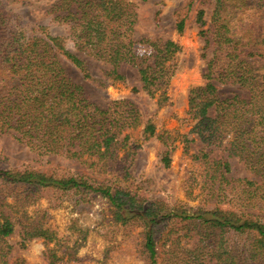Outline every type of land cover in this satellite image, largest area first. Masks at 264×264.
<instances>
[{
  "label": "trees",
  "instance_id": "16d2710c",
  "mask_svg": "<svg viewBox=\"0 0 264 264\" xmlns=\"http://www.w3.org/2000/svg\"><path fill=\"white\" fill-rule=\"evenodd\" d=\"M261 3L214 0L207 29L205 9H196L195 23L210 56L203 55L205 83L188 93L192 128L178 142L186 154L197 148L190 155L200 168L202 189L212 193L215 203L158 208L130 191L128 164L140 143L156 138L166 148L162 161L168 167L177 139L168 131L156 133L154 124L144 120L128 99L91 101L68 76L64 62L79 69L84 78L100 82L108 78L124 82L122 70L131 68L138 75L140 90L162 106L169 99L167 88L181 46L169 39L135 40L137 13L132 0H52L45 13L51 23L68 27L67 36H55L47 26L33 21L24 22L13 5H28L29 0H0V136L10 135L38 156L76 161L102 176L97 180L74 174L57 177L31 169L0 168V264L18 261L10 260L12 247L5 241L17 228L21 248L36 238L46 244L56 240L47 211L30 210L46 191L79 193L81 201L107 199L112 224L128 227L134 222L143 228L146 264H264V222L260 220L264 216L246 212L243 206L252 199L242 188L243 184L256 194L264 192ZM191 7L192 2L176 14L178 34L187 27ZM66 39L74 50L67 47ZM81 54L107 69L94 77ZM222 87H232L234 92L227 95ZM139 128L140 138L132 139L131 132ZM229 158H236L259 179L230 177ZM228 185L231 192L240 186L242 192L225 203ZM234 200L236 205H230ZM161 225H181L185 232L175 237L165 234L169 245L160 257L155 233ZM47 253L53 264L58 256L51 249Z\"/></svg>",
  "mask_w": 264,
  "mask_h": 264
},
{
  "label": "rangeland",
  "instance_id": "374dc122",
  "mask_svg": "<svg viewBox=\"0 0 264 264\" xmlns=\"http://www.w3.org/2000/svg\"><path fill=\"white\" fill-rule=\"evenodd\" d=\"M52 0H29L28 5L15 4L13 10L23 16V21H33L48 27L53 35H68V27L53 24L50 16L45 13ZM135 4L137 21L134 26L133 38H148L150 40H172L181 46L182 50L175 57L176 70L170 79L167 94L168 102L159 105L156 100L141 91L138 75L131 68H124V82L108 78L105 81L86 79L83 73L69 62H64L68 76L75 83L80 84L85 95L96 103H105L109 100L128 99L139 110L144 120H150L156 129V133L170 132L171 138L177 139L169 154L170 163L165 167L162 161L165 147L160 140L153 138L140 143L129 162L131 178V192L138 197H143L148 203L161 208L163 206H177L196 208L198 206H210L215 203L212 193L207 194L202 189L201 171L197 163L192 161L190 154L196 153L193 147L189 154L184 153L183 144L178 139L188 134L192 128L188 111V93L193 87L205 83V60L203 55L210 56V50H205L203 38L199 35V28L195 23L196 9H205L204 19L210 26L211 10L214 0H132ZM264 5V0H261ZM192 7L187 17V27L182 34H178L175 28L176 14L186 11L188 4ZM67 47L74 50L72 42L66 39ZM81 56H83L81 54ZM84 57V56H83ZM87 60L91 74L94 77L101 76V69L107 66L103 63L84 57ZM137 88L136 91L133 88ZM221 91L227 95L234 92L232 87H222ZM238 93H241L237 91ZM133 138L138 139L141 129L131 132ZM188 137H191L189 135ZM230 177L259 179L250 173L243 163L236 158H229ZM0 168L1 169H31L41 171L57 177L76 175L87 176L91 179H101V175L93 168L69 161L58 156H38L28 147L19 144L10 135L0 136ZM230 197L240 196L242 188L252 200L247 202L246 212L264 216V192L256 194L252 188L242 184L239 189L230 191ZM80 194L58 193L46 191L33 208L46 210L48 224L57 232L56 240L46 244L43 239L29 240L23 248L20 246L21 233L17 228L13 235L5 241L12 249L10 260L14 264H51L47 257V250L51 249L58 256L53 264H146L147 259L143 248L142 227L137 223H131L128 227H116L110 222L113 218L112 207L107 199L81 201ZM258 198V199H257ZM89 199V198H87ZM223 199V198H222ZM234 199V197H233ZM234 202V203H233ZM230 205L235 206L234 200ZM227 207V204H223ZM239 208V207H238ZM138 219V218H132ZM264 222V219H260ZM103 223V224H101ZM110 225V226H109ZM181 225L174 227L159 226L156 228V252L160 255L167 250L168 241L165 243V234L175 237L184 234ZM169 237V236H168ZM167 237V238H168ZM77 249L76 251L73 249ZM75 251V252H74ZM11 264V263H9Z\"/></svg>",
  "mask_w": 264,
  "mask_h": 264
}]
</instances>
